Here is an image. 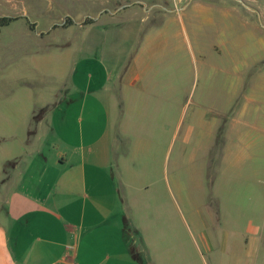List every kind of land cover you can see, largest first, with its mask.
Listing matches in <instances>:
<instances>
[{"label": "crops", "instance_id": "crops-1", "mask_svg": "<svg viewBox=\"0 0 264 264\" xmlns=\"http://www.w3.org/2000/svg\"><path fill=\"white\" fill-rule=\"evenodd\" d=\"M190 1L106 0L97 15L85 14L79 21L98 22L104 14L129 9L134 11L131 21L141 24L120 26L122 44L99 42L103 63L80 83L79 99L65 97L67 112L74 103L80 106L76 138H60L63 144H55L53 155H35L33 147L25 162L19 154L0 160V264H63L66 259L143 264L131 252L135 244L129 204L136 202V190L162 180L152 174L158 153L165 149L170 155L175 144V217L183 213L182 172L189 158L199 165L192 170V184L205 207L213 209L217 227L246 228L247 246L256 241L248 221L263 212L256 204L261 191L248 201L244 188L257 179L263 182L262 173L256 168L248 174L247 166L264 162V7L258 0H235L245 12L240 22L253 40L248 46L246 36L206 38L208 34L190 29L184 13ZM158 10L167 11L147 24ZM124 52L127 63L120 60ZM111 55L118 62L106 64ZM92 111L96 124L84 126L83 114ZM7 161L16 164L5 179ZM167 193L168 188L160 187L159 194H140L145 212L153 209L157 219L153 225L159 228L160 245L169 242L172 228L169 224L167 229ZM234 197L245 202L236 205ZM149 198L157 207L150 206ZM191 223L197 226L193 219ZM172 234L170 243L177 245L180 228ZM179 261L178 255L170 258L171 264Z\"/></svg>", "mask_w": 264, "mask_h": 264}, {"label": "rangeland", "instance_id": "rangeland-1", "mask_svg": "<svg viewBox=\"0 0 264 264\" xmlns=\"http://www.w3.org/2000/svg\"><path fill=\"white\" fill-rule=\"evenodd\" d=\"M105 1L0 0V16L17 18L0 30V160L19 154L18 158L25 162L31 157L30 151L33 147L35 155L41 156V152L53 155L57 151L55 144H63L60 138H76L74 133L80 126L79 120L82 116L80 106L76 107L74 103L67 112L65 97L79 99L80 83H83L88 74H95L98 65L103 63L97 52H100L97 48L99 42L104 39L112 41V45L115 42L122 44L120 32L117 33L120 26L133 25L138 28L141 24L139 21H131L130 15L134 11L129 9L116 16L104 14L98 22L79 24L85 14L97 15ZM257 2L264 7V0ZM166 11H154L147 24L159 21V16ZM184 13L187 26L208 34L206 38L229 33L246 36L248 46L252 44L253 40L247 35L248 28L240 22L245 12L235 0H191ZM67 17L73 23L64 25ZM87 19L85 18L86 21ZM30 24H36L35 28H30ZM121 54V63H127L126 52ZM112 56L105 58L106 64L112 63L111 59L118 62V58ZM191 74L194 75L193 69ZM95 124L94 111L87 115L85 112L83 125ZM170 141L169 138L166 147ZM178 146L175 144L170 155H167L165 149L158 153L160 161L155 171L151 172L153 177L156 173L162 180L149 185L147 189L136 190V202L133 199L129 204L132 208L130 214L134 229L132 243L135 245L132 247L137 250L145 264L150 260L156 261L155 264H171L170 258L175 255L180 259L179 264H264V162L247 166L248 174H254L257 168L263 175V182H258L257 179L254 184L249 183L253 187L248 185L244 188L249 196L248 201H251L252 193L257 191L259 194L261 191V198L257 199L256 204L263 210L251 222L248 221L249 233H252L250 236L256 237V241L252 240L247 246L246 235H243L246 228H231L227 225L217 227L213 209L205 207L200 191L192 184V170L199 165L189 158H185L182 172L180 203L183 213L178 212V217H175L176 207L171 188L178 197L179 191L172 181ZM219 150L217 148L216 152ZM139 154L146 158L142 150ZM218 156L215 154L216 158ZM166 174L167 181L163 180ZM160 187L168 188L167 229L169 224L172 227L167 234L169 242L162 245L159 244V228L153 225L157 222L151 212L153 209L145 212L144 196L140 195L145 191L159 194ZM124 191L122 188V192ZM151 198L148 203L151 202L150 206L153 208L157 207ZM233 200L236 205L245 202L236 197ZM199 201H202L201 206L195 212ZM192 219L197 222V226L191 223ZM145 226L151 227L145 229ZM241 226L245 227L246 223ZM175 227L178 230L180 228L182 237V241L178 237L177 245L170 243ZM160 259L164 260L160 262ZM137 262L140 263L139 260Z\"/></svg>", "mask_w": 264, "mask_h": 264}, {"label": "trees", "instance_id": "trees-1", "mask_svg": "<svg viewBox=\"0 0 264 264\" xmlns=\"http://www.w3.org/2000/svg\"><path fill=\"white\" fill-rule=\"evenodd\" d=\"M16 17H11V16H0V30L9 25L11 22H13L14 20H16ZM94 20L92 18H88L87 22H93ZM73 23L70 17H67V20L65 22L64 25H69ZM36 26V24H30V28L34 29ZM16 164V161H7L5 163L4 166V172H5V179L6 177H8L10 170L14 167V165ZM131 252L133 254V256L139 260L141 263L145 264L143 258H141V256H139V253L137 252V250L131 246Z\"/></svg>", "mask_w": 264, "mask_h": 264}, {"label": "built area", "instance_id": "built-area-1", "mask_svg": "<svg viewBox=\"0 0 264 264\" xmlns=\"http://www.w3.org/2000/svg\"><path fill=\"white\" fill-rule=\"evenodd\" d=\"M241 2L242 1H244V2H252V1H256V0H240ZM63 264H77V263H75V262H73V261H71V260H68V259H66V260H64L63 261Z\"/></svg>", "mask_w": 264, "mask_h": 264}, {"label": "water", "instance_id": "water-1", "mask_svg": "<svg viewBox=\"0 0 264 264\" xmlns=\"http://www.w3.org/2000/svg\"><path fill=\"white\" fill-rule=\"evenodd\" d=\"M244 4H245V2L244 1H242ZM126 5H123V7H125Z\"/></svg>", "mask_w": 264, "mask_h": 264}]
</instances>
